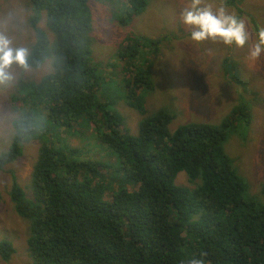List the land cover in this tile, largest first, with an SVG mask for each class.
I'll list each match as a JSON object with an SVG mask.
<instances>
[{"label":"trees","instance_id":"trees-1","mask_svg":"<svg viewBox=\"0 0 264 264\" xmlns=\"http://www.w3.org/2000/svg\"><path fill=\"white\" fill-rule=\"evenodd\" d=\"M239 1L227 5L240 13ZM88 2L29 0L35 40L27 45L28 65L21 67L10 97L18 104L17 117L8 149L0 154V173L21 158L26 144L38 141L29 182L22 185L9 171V203L29 222L31 264H264V204L247 194V183L224 150L231 136L250 126L258 103L256 94L247 96L236 63L226 57L223 76L241 85L246 98L219 124L193 122L170 130L175 115L161 108L145 112L138 136H130L125 126L121 130L124 116L117 106L124 100L143 108L138 91L151 86L149 72L128 67L135 74L130 77L124 68L123 93L114 73L138 49L156 51L160 40L129 37L112 61L94 60ZM124 2L123 24L148 5ZM47 60L46 74L24 78L25 70ZM231 71L236 72L230 76ZM83 123L93 126L115 164L100 165L97 151L81 157L71 150L66 134ZM106 167L112 170L106 173L111 190L97 172ZM181 173L197 186L177 185ZM127 183L138 190H128ZM13 254V245L1 239L0 259L9 261Z\"/></svg>","mask_w":264,"mask_h":264},{"label":"rangeland","instance_id":"rangeland-1","mask_svg":"<svg viewBox=\"0 0 264 264\" xmlns=\"http://www.w3.org/2000/svg\"><path fill=\"white\" fill-rule=\"evenodd\" d=\"M227 1L202 0V6H210L213 10L223 6L229 14L242 20L249 34V42L244 48L211 41L193 44L188 39L191 29L180 20V13L187 7L188 0H148L147 7L138 16L126 20L125 24L119 23L124 0H89L93 59L103 64L112 61L120 55L119 51L129 37L160 40L156 51L138 49L135 57L122 63V68L114 73L123 87L120 91L123 93L122 79L126 70L131 71L130 77L135 75L128 67L149 72L151 86L143 85L138 91L143 108L138 110L124 100L117 106L124 116L121 130L125 126L128 135L134 137L138 136L144 113H153L161 108L175 115L170 130L193 122L219 124L234 106L243 102L242 97H245L241 94L244 92L241 85L229 83L230 77L223 76V60L229 57L234 61L240 80L245 82L247 96L252 98L256 94L258 103L255 105L250 126L244 128L240 136H231L224 144V150L232 159L239 177L247 183V194L264 204V55L256 61L249 57L257 33L254 26L258 29L264 28V0L239 1L237 7L240 8V13H237L236 8L228 6ZM30 14L29 0H0V35L12 40L14 47L28 49L27 45L35 40L34 30L29 25ZM38 25L41 29H46L43 21ZM21 70V67L14 64L5 69L10 78H0V154L8 149L11 122L17 117L18 104L10 97ZM48 70L49 60L39 69L25 70L24 78L27 76L29 80L31 77L38 80ZM236 71H231L230 76ZM95 131L91 124L83 123L74 132L71 131L70 135L66 134V143L72 151L77 150L81 157L97 151L93 153L94 159L100 165L115 164L116 158L107 155L108 149L97 141ZM38 146L36 140L26 144L21 158L9 166L7 172L0 173V240L4 238L9 241L15 251L9 261L0 259V264H31L26 249L29 222L20 219L9 203V171L15 173L22 185L27 184L31 178ZM101 168L97 172L103 175V180H107L101 183L111 190L113 181H110L106 173L112 170L109 167ZM116 176L121 177V174ZM175 182L191 189L198 184L190 182L185 173L179 174ZM127 188L130 191L138 190L131 183H127ZM106 198L110 199V196L107 195Z\"/></svg>","mask_w":264,"mask_h":264},{"label":"clouds","instance_id":"clouds-1","mask_svg":"<svg viewBox=\"0 0 264 264\" xmlns=\"http://www.w3.org/2000/svg\"><path fill=\"white\" fill-rule=\"evenodd\" d=\"M180 20L190 28L188 39L195 45L205 41L244 48L249 42V34L245 23L235 15L229 14L221 6L213 10L210 6H202V0H188L187 7L180 13ZM264 55V28L258 30L252 43L249 57L256 61ZM26 68L28 50L14 47L12 40L0 35V78L8 79L5 69L12 65Z\"/></svg>","mask_w":264,"mask_h":264}]
</instances>
